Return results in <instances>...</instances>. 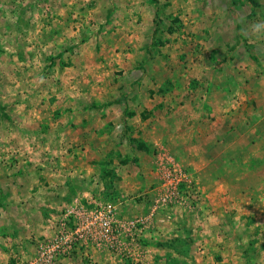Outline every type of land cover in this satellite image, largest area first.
Masks as SVG:
<instances>
[{
  "label": "rangeland",
  "instance_id": "rangeland-1",
  "mask_svg": "<svg viewBox=\"0 0 264 264\" xmlns=\"http://www.w3.org/2000/svg\"><path fill=\"white\" fill-rule=\"evenodd\" d=\"M262 125L264 0H0V264H264Z\"/></svg>",
  "mask_w": 264,
  "mask_h": 264
},
{
  "label": "built area",
  "instance_id": "built-area-1",
  "mask_svg": "<svg viewBox=\"0 0 264 264\" xmlns=\"http://www.w3.org/2000/svg\"><path fill=\"white\" fill-rule=\"evenodd\" d=\"M114 216V207L111 204L101 206L95 214V218L86 221V227L93 230L94 225L98 222L102 229L109 231Z\"/></svg>",
  "mask_w": 264,
  "mask_h": 264
},
{
  "label": "trees",
  "instance_id": "trees-1",
  "mask_svg": "<svg viewBox=\"0 0 264 264\" xmlns=\"http://www.w3.org/2000/svg\"><path fill=\"white\" fill-rule=\"evenodd\" d=\"M157 31H158V26L155 27L153 35H156ZM120 101H123V100L121 99Z\"/></svg>",
  "mask_w": 264,
  "mask_h": 264
},
{
  "label": "crops",
  "instance_id": "crops-1",
  "mask_svg": "<svg viewBox=\"0 0 264 264\" xmlns=\"http://www.w3.org/2000/svg\"><path fill=\"white\" fill-rule=\"evenodd\" d=\"M262 126H264V125H262Z\"/></svg>",
  "mask_w": 264,
  "mask_h": 264
}]
</instances>
